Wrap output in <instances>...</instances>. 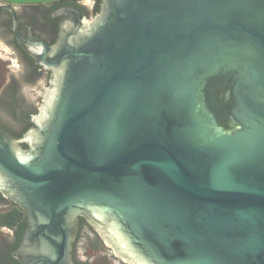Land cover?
I'll list each match as a JSON object with an SVG mask.
<instances>
[{
	"label": "water",
	"instance_id": "95a60500",
	"mask_svg": "<svg viewBox=\"0 0 264 264\" xmlns=\"http://www.w3.org/2000/svg\"><path fill=\"white\" fill-rule=\"evenodd\" d=\"M71 30L31 147L0 136L26 264H73L82 214L131 264H264V0H107Z\"/></svg>",
	"mask_w": 264,
	"mask_h": 264
},
{
	"label": "flooded vegetation",
	"instance_id": "af4514ba",
	"mask_svg": "<svg viewBox=\"0 0 264 264\" xmlns=\"http://www.w3.org/2000/svg\"><path fill=\"white\" fill-rule=\"evenodd\" d=\"M83 1L62 0L47 4H15L6 1L0 4L1 137L7 135L19 141L25 140L21 145L27 149L31 147L30 141L26 139L30 133H37L38 118L50 100L48 92L60 75V70L56 71L47 65L54 64L56 54L67 45L65 34L74 33L71 30L72 23L79 22L81 17L96 18L105 11L107 0ZM67 26L70 30L66 29ZM41 43L45 44L46 51ZM56 49L58 52L54 54ZM13 68L21 70L19 77L14 74ZM42 81L47 87L39 95V104L33 106L23 92V84ZM6 181L0 173V264H26L21 251L30 225L29 217L21 205L9 197ZM13 209L21 211V219L8 225L7 217L11 216L9 213ZM87 215L82 214L77 223V234L72 243L73 264H113L108 260V255L103 256V252H109L110 258L131 264L130 260L122 258V253H125L114 243L113 232L108 231L110 226L106 230L99 225L102 222L90 220ZM80 239L85 247L77 243ZM88 252L91 253L88 255L90 259H84L83 255Z\"/></svg>",
	"mask_w": 264,
	"mask_h": 264
},
{
	"label": "rangeland",
	"instance_id": "374dc122",
	"mask_svg": "<svg viewBox=\"0 0 264 264\" xmlns=\"http://www.w3.org/2000/svg\"><path fill=\"white\" fill-rule=\"evenodd\" d=\"M12 2L15 4H47L51 2H57V1H62V0H0V4L2 2ZM12 71L16 76H20V69L19 68H13ZM6 76H8V73H6ZM10 77V73H9ZM15 77L12 75V78ZM14 79V78H13ZM12 79V80H13ZM11 80V79H10ZM47 85L45 82H39L37 84H23V92L26 94L27 99L29 102H32V105L34 104H39V95L42 93V89L46 88Z\"/></svg>",
	"mask_w": 264,
	"mask_h": 264
},
{
	"label": "trees",
	"instance_id": "16d2710c",
	"mask_svg": "<svg viewBox=\"0 0 264 264\" xmlns=\"http://www.w3.org/2000/svg\"><path fill=\"white\" fill-rule=\"evenodd\" d=\"M9 214H11V216L7 217V220L9 222L8 225H12L13 223L21 219V211L18 209L11 210Z\"/></svg>",
	"mask_w": 264,
	"mask_h": 264
}]
</instances>
